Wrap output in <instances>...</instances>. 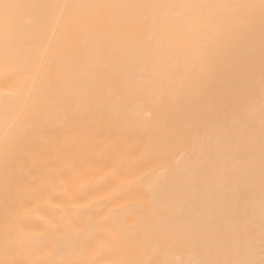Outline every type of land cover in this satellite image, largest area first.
Here are the masks:
<instances>
[{
	"label": "bare ground",
	"instance_id": "6f19581e",
	"mask_svg": "<svg viewBox=\"0 0 264 264\" xmlns=\"http://www.w3.org/2000/svg\"><path fill=\"white\" fill-rule=\"evenodd\" d=\"M12 2L37 7L23 10L33 22L16 33L10 47L0 46V143L10 128L17 134L31 132L28 109L50 82H55L54 90L63 91L61 73L50 61L71 51L65 39L68 18L62 9L46 7L67 0ZM201 31H207L206 39L182 49L178 71L175 56L163 58L165 99L177 102V121L157 112L159 81L148 85L146 97L134 85L121 89L122 115L111 111L107 98L100 99L104 118L91 132L71 128L59 106L41 99L45 130L26 165L12 171L0 162V262L111 264L141 258L145 252L127 248L118 229L155 217L174 227L194 228L186 247L166 251L163 258L172 264L261 259L264 73L258 19L251 37L236 26ZM139 46L147 44L140 41ZM203 55L208 63L202 88L197 83L193 90L181 73L200 64ZM25 70H30L27 77ZM131 74L139 77L141 69L132 68ZM119 78L123 81L124 75ZM70 108L78 117L87 113V105L75 98ZM196 113L202 118L192 139L181 140L177 123ZM226 132L231 140L221 147L216 141ZM9 206L14 225L9 230L16 236L5 250ZM242 249L248 253L240 254Z\"/></svg>",
	"mask_w": 264,
	"mask_h": 264
},
{
	"label": "snow or ice",
	"instance_id": "6c2138e0",
	"mask_svg": "<svg viewBox=\"0 0 264 264\" xmlns=\"http://www.w3.org/2000/svg\"><path fill=\"white\" fill-rule=\"evenodd\" d=\"M37 7L35 4L0 0V46L8 48L14 41L16 33L33 22V17L23 10ZM60 8L68 18L65 39L70 54L50 61L61 73L60 84L63 91L54 90L52 81L43 97H37L36 103L28 112L33 117L30 133L17 134L10 128L6 138L0 143V162L6 169L15 171L27 163L28 155L39 144L45 128L40 119L41 99L49 105L59 106L71 128L92 131L95 123L104 118V106L98 101L107 98L111 111L122 115L124 97L121 89L135 86V91L146 97L151 90L148 85L159 81L161 92L157 101V112L161 117L177 121V102L166 101L164 77L166 65L164 57L175 56L178 63L182 49L192 43L199 44L201 38L207 37L202 29L223 26H236L237 30L249 37L254 36L257 19L261 41V70L264 73V0H67L62 4L46 5ZM258 14V16H257ZM125 37H127L125 41ZM121 41L126 42L121 47ZM147 46H139V42ZM144 62H139V57ZM151 58V62L149 61ZM134 62V63H131ZM207 55L201 57V63L193 65L190 72L181 73L195 90L199 83L202 88L203 69L207 66ZM68 71L65 73V68ZM132 68L141 69L139 77L132 75ZM122 69V72H117ZM30 70H25V76ZM124 75L122 81L119 77ZM261 85L264 87V75ZM73 98L87 105V113L78 117L71 111ZM248 110L243 106L241 113ZM199 113L177 123V132L181 140H190L201 119ZM239 117L233 124L239 122ZM261 151L264 154V105L261 109ZM252 139V136H249ZM231 136L224 133L216 141L221 147L230 143ZM213 144L210 142L208 147ZM62 151V148H61ZM261 259H200L181 262V264H264V168L261 172ZM148 215L151 217V210ZM12 208H7L5 218V243L10 246L16 234L12 223ZM127 248L142 250L145 255L137 259L113 261L111 264H172L163 258L171 248L183 249L189 243L187 236L194 231L192 225L187 227L179 223L174 227L169 221L155 217L137 224L130 229H118ZM187 234V235H186ZM250 235V233H249ZM247 249L240 254L246 255ZM231 254V251L229 252ZM8 264V262H0Z\"/></svg>",
	"mask_w": 264,
	"mask_h": 264
}]
</instances>
